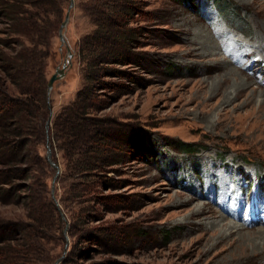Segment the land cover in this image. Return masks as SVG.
<instances>
[{
	"label": "rangeland",
	"instance_id": "374dc122",
	"mask_svg": "<svg viewBox=\"0 0 264 264\" xmlns=\"http://www.w3.org/2000/svg\"><path fill=\"white\" fill-rule=\"evenodd\" d=\"M80 2L45 66L50 80L67 65L48 92L43 148L60 228L54 264H264V5L130 0V60L102 66L88 115L98 132L77 173L48 133L85 85L79 46L95 27ZM7 218L25 211L0 204Z\"/></svg>",
	"mask_w": 264,
	"mask_h": 264
},
{
	"label": "trees",
	"instance_id": "16d2710c",
	"mask_svg": "<svg viewBox=\"0 0 264 264\" xmlns=\"http://www.w3.org/2000/svg\"><path fill=\"white\" fill-rule=\"evenodd\" d=\"M70 3L0 0V19L7 28V38L0 40V204L25 211L24 219H0V264L55 261L51 245L60 240L56 237L60 228L58 208L47 184L50 164L43 154L46 123L52 112L45 66ZM129 3L81 0L79 4L95 27L79 46L85 85L56 115L48 133L70 171H86L79 158L90 152L87 145L98 132L100 122L92 124L88 115L94 110L93 95L105 70L102 66L130 60L122 20L125 10H130ZM189 148L182 147L190 153ZM53 160L57 163L55 153Z\"/></svg>",
	"mask_w": 264,
	"mask_h": 264
},
{
	"label": "water",
	"instance_id": "95a60500",
	"mask_svg": "<svg viewBox=\"0 0 264 264\" xmlns=\"http://www.w3.org/2000/svg\"><path fill=\"white\" fill-rule=\"evenodd\" d=\"M73 7H74V0H71L70 9L73 8ZM69 20H70V15L67 14L66 17H65V20L62 23L61 28H60V40L62 41V43H64V41H65L64 35H63V31L66 28V26L68 25ZM66 68H67V65H64V67L62 69H57L56 70V73L49 80L48 92H50L53 89V86H54L56 81L60 80L61 78H63L65 76V69ZM49 124H50V121L48 122V126H49ZM48 151H49L48 152V159H50V157H51L50 149ZM50 162L55 168H58V166L54 165L52 161H50Z\"/></svg>",
	"mask_w": 264,
	"mask_h": 264
},
{
	"label": "bare ground",
	"instance_id": "6f19581e",
	"mask_svg": "<svg viewBox=\"0 0 264 264\" xmlns=\"http://www.w3.org/2000/svg\"><path fill=\"white\" fill-rule=\"evenodd\" d=\"M253 1V4L255 5V4H262V5H264V0H252ZM252 5V4H251ZM235 49H238V46H235L234 47ZM235 49H233V50H235ZM232 53H233V51H232ZM241 95V90L240 89H238V90H236L235 92H234V94H233V98L232 99H235V98H238L239 96ZM231 100V99H230ZM229 100V101H230ZM200 213H204V210H202V212H201V210H200ZM229 229V232H232V231H240L242 228H241V226H237V225H234V226H231L230 225V228H228Z\"/></svg>",
	"mask_w": 264,
	"mask_h": 264
}]
</instances>
